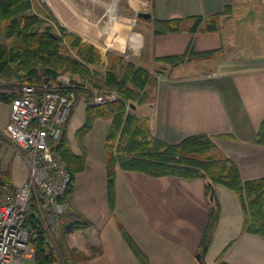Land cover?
<instances>
[{"label": "crops", "instance_id": "crops-1", "mask_svg": "<svg viewBox=\"0 0 264 264\" xmlns=\"http://www.w3.org/2000/svg\"><path fill=\"white\" fill-rule=\"evenodd\" d=\"M229 1L155 0L157 19L201 14L204 20L194 32L159 34L155 21H151L140 26L137 35H130V20L125 43L119 47L125 49L128 40L137 43L147 59L138 66L158 77V84L149 89L153 99L160 91L159 102L133 107L138 115L149 119L151 133L172 143L190 134H209L245 180L264 176V143L254 140L264 118V23L257 16L250 19L241 5L229 7ZM209 15L212 26L208 29L205 19ZM104 46L106 52L121 54L110 45ZM188 49L214 52L206 59L186 60L174 67L156 61V57L182 54ZM4 102L6 116L0 132L10 119V101ZM82 103L75 107L67 124L72 151L86 157L84 169L75 175L68 209L90 222L65 236V248L76 255L75 264H264V238L243 229L242 200L224 185L217 184L213 196L205 178L152 176L118 168L111 206L105 146L110 121L96 120L79 142L77 132L86 120ZM101 123L106 134L98 144L93 131ZM4 144L12 161L1 169L10 171L13 185H20L27 180L28 169L12 147ZM0 149L3 151L2 146ZM212 199L219 205L215 221L211 217ZM122 229L145 260L134 251ZM204 239L207 246L202 250Z\"/></svg>", "mask_w": 264, "mask_h": 264}, {"label": "trees", "instance_id": "trees-1", "mask_svg": "<svg viewBox=\"0 0 264 264\" xmlns=\"http://www.w3.org/2000/svg\"><path fill=\"white\" fill-rule=\"evenodd\" d=\"M36 2L39 3V0H0V26L3 35L6 39L18 40L12 45L6 41L0 42V80L19 84L58 83L68 73L67 83H61L62 93H74V103L82 96L88 99L85 98L86 120L77 132L79 142H82L84 136L93 129L96 120L109 119L105 146L108 154L106 172L110 205H114V181L118 168L152 176L205 178L210 184L208 192L213 196L217 184L229 187L239 194L245 210L243 229L264 238V176L244 180L236 164L217 147L209 134H190L175 143L154 136L151 133L149 119L138 115L133 107L153 99L149 87L156 81V75L131 61L124 66L122 55L108 51L107 54L113 58L112 64L100 72L99 77L93 76L91 79L90 67L103 63L99 51L91 44L81 42L75 33L67 32L61 27L68 44L77 50L76 56L63 53L62 38L52 31V26L38 31L43 25L47 26L41 14L49 13L48 8L38 4V13L27 14ZM202 21L203 18L199 16L192 25L187 26L185 20L180 18L158 19L155 21V32L158 34L183 30L194 32ZM213 52L190 50L182 54L156 57V61L174 67L186 60L206 59ZM74 75H78L77 79L73 78ZM93 81L94 87L114 91L118 98L104 104L94 103L92 101L94 94L92 95V91L84 85L85 82ZM11 97L0 93V99L3 101H10ZM73 108L74 105L71 113ZM70 117L54 146L71 174L70 187L61 199L65 203L72 192L75 175L84 169L86 159L85 154L77 155L70 147L67 137ZM254 140L264 143V118ZM2 186H13V183L10 171L2 170L0 166V193ZM212 201L214 205L211 217L212 221H215L218 218L219 205L215 199ZM59 219L58 236L63 248V262L75 264L76 255L65 248V236L73 229L89 226L90 222L76 210L68 209V204L65 213ZM25 225L30 231L31 242L35 248V264H57V257L46 239L41 217L33 208L26 215ZM122 232L138 256L145 260L129 234L124 229ZM205 242L204 239L202 250L206 249Z\"/></svg>", "mask_w": 264, "mask_h": 264}, {"label": "built area", "instance_id": "built-area-1", "mask_svg": "<svg viewBox=\"0 0 264 264\" xmlns=\"http://www.w3.org/2000/svg\"><path fill=\"white\" fill-rule=\"evenodd\" d=\"M67 83V82H66ZM61 83L0 85L10 99V119L3 137L15 144L30 169L21 186H2L0 193V264H35L26 215L33 208L47 222L50 234H58L60 216L67 209L61 199L71 184L68 166L54 148L70 117L74 93L63 94ZM114 91H97L92 101H114ZM29 260V262H25Z\"/></svg>", "mask_w": 264, "mask_h": 264}, {"label": "rangeland", "instance_id": "rangeland-1", "mask_svg": "<svg viewBox=\"0 0 264 264\" xmlns=\"http://www.w3.org/2000/svg\"><path fill=\"white\" fill-rule=\"evenodd\" d=\"M38 4L47 7L49 10V13L47 14L44 13V15L41 14V18L47 22L46 23L47 26L43 25L41 28L38 29V31L40 32L46 30L48 26H52L53 28L52 31H54L57 35H59L62 38L61 50L63 53H71L73 56L77 55L76 54L77 50L72 49L71 46L66 41V37L63 34L62 28L66 29L67 32L75 33L80 37L81 42L91 44L99 51V53L101 54V61L103 63L95 64L94 66L90 67V69L92 70L90 74L91 79H93L92 78L93 76L99 77V73L105 71L112 64L113 58L107 54L106 50L104 49L105 47L104 45L107 46L110 45V48L112 50H115L118 53L124 55L123 56L124 61L122 62L124 66L129 61L134 62L137 65L146 62L147 59L143 56L144 54L141 52L138 46H135L137 43L135 44V42H131L128 40L125 49H122L119 46L115 45L113 42L111 44L108 42L109 39L112 38L111 35L113 36L115 34L116 20L118 19L125 21L127 24H128L127 20L132 21V28L130 35L139 34L138 30L140 29V26L144 27L145 25L148 24V22L151 21L153 22L158 20L156 18L157 14L155 11V0H39V3L36 2V4H34V7L31 10L27 11V14L38 13ZM233 4L241 5L243 7L242 11L244 13H248L250 19L254 16H257L259 17L258 20L264 23V0H230L228 6L230 7ZM149 11L152 13V17L149 19L138 15V12H149ZM238 15L240 16L239 13ZM199 16H201L204 20V16L201 14H191V15L186 14L185 17H183V19L185 20L186 24L188 22L189 25L187 26H190L192 22L195 21L196 17ZM206 17L209 18H207V20L205 19V26L209 28L210 26H212V15ZM128 29H129V24H128ZM128 38H130V36ZM5 41L9 45L18 42V40L15 38L6 39L3 35L0 26V42H5ZM186 51L189 52L190 50H186ZM68 75L69 74L67 73L63 77L69 78ZM77 77L78 75L73 76V78L75 79H77ZM94 81L85 82L84 84L85 87H88L92 91V95L99 90L111 91V90H107L106 88L99 89L94 87L92 85ZM18 84L19 83H15L14 81L0 80V85H4L8 87L16 86ZM157 84H158V77L156 78V81L153 83V86ZM85 98L86 96L84 97L82 96L76 103L73 104L74 108L72 114L74 113L75 107L78 105L79 102L81 104V102L83 101L84 103H82V105L86 106ZM159 99H161L160 91L155 92L154 99H152L151 102L154 103L155 100V102L157 101L158 103ZM85 113H86V109H85ZM5 116H6L5 102L0 99V129L2 130L4 128ZM93 132H94L93 136L97 139L98 144H101L102 143L101 138H103L104 135L106 134V130H104V125L102 123L100 126L97 125L95 127V131ZM4 143H8L9 147L11 146L12 149L14 150L15 156L20 158L23 161V163L26 165L28 169V177H27L28 180L30 175V169L28 164L26 163L25 160L26 158L23 157L18 152L15 144H13L11 140L5 137H3L2 142L0 143V148L1 146L3 148L2 149L3 151H1L0 149V166H3V168H8L11 165V161H12V156L10 155L11 154L10 149H4V145H5ZM97 149L100 150V148L96 147V150ZM24 183L13 186L19 187ZM46 221L44 222L43 227L46 230V239L49 242L50 246L52 247L57 257L56 263L64 264L63 248L61 246L59 236L58 234H54V233L50 234L48 230V227L50 226H47ZM30 244L35 253V248L31 242V238H30ZM25 262H29V260L27 261L25 260ZM15 264H19V262L16 261Z\"/></svg>", "mask_w": 264, "mask_h": 264}, {"label": "bare ground", "instance_id": "bare-ground-1", "mask_svg": "<svg viewBox=\"0 0 264 264\" xmlns=\"http://www.w3.org/2000/svg\"><path fill=\"white\" fill-rule=\"evenodd\" d=\"M127 21H128V24L131 23L130 20H127ZM128 24L123 20H120V19L116 20V26H115L116 31L113 36L111 35L112 38L109 39L110 44L113 42L117 46H122L125 43L127 33H128Z\"/></svg>", "mask_w": 264, "mask_h": 264}, {"label": "water", "instance_id": "water-1", "mask_svg": "<svg viewBox=\"0 0 264 264\" xmlns=\"http://www.w3.org/2000/svg\"><path fill=\"white\" fill-rule=\"evenodd\" d=\"M138 15L139 16H143V17H145V18H149L150 16H151V14L149 13V12H138ZM68 79L69 78H67V77H63V78H61L60 80H59V82L58 83H62V82H67L68 81Z\"/></svg>", "mask_w": 264, "mask_h": 264}]
</instances>
